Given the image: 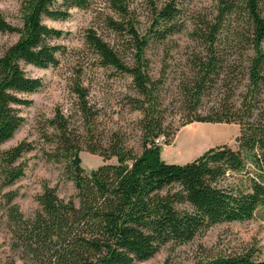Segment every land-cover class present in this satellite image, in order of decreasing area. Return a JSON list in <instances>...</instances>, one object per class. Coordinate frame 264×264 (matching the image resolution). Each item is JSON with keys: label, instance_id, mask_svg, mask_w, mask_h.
Returning <instances> with one entry per match:
<instances>
[{"label": "trees", "instance_id": "16d2710c", "mask_svg": "<svg viewBox=\"0 0 264 264\" xmlns=\"http://www.w3.org/2000/svg\"><path fill=\"white\" fill-rule=\"evenodd\" d=\"M91 0H21L20 25L0 16V33H16L17 40L0 53V146L9 141L24 122L21 108L28 106L26 94L41 87V80L26 74L23 65L38 68L58 64L57 43L62 31L44 19L64 20L73 8L86 7ZM127 0H110L120 14L127 13ZM179 9L168 2L154 11L150 29L140 36L132 24L110 19L109 26L127 35L128 60L93 30L85 43L102 67L130 77L137 96L126 98L140 112V153L127 147L119 133L108 138L81 139L69 120L57 110L47 119L41 136L50 144L43 150L48 160L64 162L63 174L75 193L58 196L56 188L44 184L35 196L37 209L25 217L14 203L16 191L1 194L5 226L13 257L8 264H135L153 257L167 243L184 244L200 232L224 222L251 219L264 206V118L254 114L252 100L264 85V0H222L212 22H203L190 32L200 49L189 57L188 75L179 83L180 116L191 122L236 123V149L228 144L208 148L185 164L164 162L160 143L169 136L160 85L148 73L146 50L151 42L164 41L178 32ZM235 21L232 25L231 21ZM250 50L252 53H244ZM244 57L247 85L242 99L234 101L237 81L235 61ZM232 60V61H231ZM234 62V63H231ZM228 93L215 104L203 100L216 86ZM73 91L86 128L93 114L80 85ZM46 129V130H47ZM90 130V129H89ZM172 133V132H171ZM90 134V133H89ZM97 154L102 164L86 171L79 152ZM34 145L21 140L0 150V192L24 175L25 153ZM115 158L116 162L109 160ZM242 174L228 184L227 175ZM195 264H264L251 253L216 255Z\"/></svg>", "mask_w": 264, "mask_h": 264}, {"label": "rangeland", "instance_id": "374dc122", "mask_svg": "<svg viewBox=\"0 0 264 264\" xmlns=\"http://www.w3.org/2000/svg\"><path fill=\"white\" fill-rule=\"evenodd\" d=\"M168 2H174L179 9L176 23L180 30L162 42H151L145 54L150 77L162 80L160 92L169 136L164 137L168 139V144L159 141L160 157L166 163L181 165L208 148L221 144L236 149L235 138L239 135L236 123L191 122L182 125L180 116L179 83L188 75L191 53L200 49L189 33L203 22L214 21L222 0H127L125 15H120L110 0H91L86 7L71 9L69 17L64 20L44 19L45 24L62 31L57 43L63 49L57 53L58 64L54 67L43 69L23 65L26 74L39 78L42 84L35 92L25 95L30 103L21 108L24 122L13 137L0 146V150L6 149L21 140L34 145V149L22 157L26 163L24 175L0 192V264H8L13 257L8 245L9 232L5 226V205L1 194L8 190L16 191L13 202L25 217H30L37 209L35 196L41 192L44 184L55 187L61 198L75 193L72 182L64 177V162L48 160L43 154V150L50 148V144L41 136L44 130L50 132L45 128V121L57 110L69 120L71 131L81 139H89L91 135L95 139H106L116 132L123 136L127 147L135 154L140 153L138 120L141 115L126 104L127 97L137 96L130 77L100 66L97 56L85 43V33L88 29L93 30L123 59L128 60L131 55L126 43L127 35L113 30L108 21L112 19L124 26L132 24L137 33L143 36L151 27L154 11ZM20 4L21 0H0V16L11 25H20ZM231 23L235 25L234 20ZM17 38L16 33H0V53ZM244 53L252 52L247 50ZM235 65L238 78L233 84V99L237 102L245 95L248 81L239 71L246 70L247 62L242 57L235 61ZM75 85H80L86 92V103L93 114L90 130L84 125L79 112L78 97L73 91ZM227 93L228 88L216 86L204 98V106L215 105ZM252 105L254 114L264 118V85L252 100ZM79 157L86 171L102 164L100 156L84 148L79 152ZM109 161L116 162L115 158ZM242 176L232 172L227 175L226 182L236 183ZM245 252L264 259V206L258 207L251 219L217 223L191 241L180 245L167 243L153 257L135 264H195L216 255Z\"/></svg>", "mask_w": 264, "mask_h": 264}, {"label": "built area", "instance_id": "2783aa9c", "mask_svg": "<svg viewBox=\"0 0 264 264\" xmlns=\"http://www.w3.org/2000/svg\"><path fill=\"white\" fill-rule=\"evenodd\" d=\"M162 141V137H159L158 139L155 140L156 143H159V141Z\"/></svg>", "mask_w": 264, "mask_h": 264}]
</instances>
